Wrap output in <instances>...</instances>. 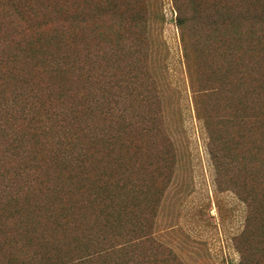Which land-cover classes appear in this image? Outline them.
Segmentation results:
<instances>
[{"label": "trees", "instance_id": "trees-1", "mask_svg": "<svg viewBox=\"0 0 264 264\" xmlns=\"http://www.w3.org/2000/svg\"><path fill=\"white\" fill-rule=\"evenodd\" d=\"M174 1L218 178L238 170L240 264H264V0ZM164 22L148 0H0V264H169L158 183L179 162L145 161Z\"/></svg>", "mask_w": 264, "mask_h": 264}, {"label": "rangeland", "instance_id": "rangeland-1", "mask_svg": "<svg viewBox=\"0 0 264 264\" xmlns=\"http://www.w3.org/2000/svg\"><path fill=\"white\" fill-rule=\"evenodd\" d=\"M148 1L153 6L157 4L165 19L159 38L160 43L166 45L167 60L165 55L164 61L159 57L156 69L162 67L170 84L167 87L165 81L161 90L158 105L161 134L152 136L147 143V171L156 163L158 173H162L163 165L159 162L167 149L174 153V162H179L171 182L162 178L158 183L164 193L158 216L159 239L172 248L171 252L161 250L160 258L168 260L169 264H240V251L244 252L246 247L237 238L244 230L247 209L231 183L232 180L235 185L238 183L235 177L238 170L227 172L220 168L225 177L218 178L208 132L198 114L200 105L193 89V74L190 75L186 67L175 1ZM200 70L202 74V68ZM211 103L217 107L224 105L221 97ZM207 104L205 109L209 112ZM171 138L174 145L170 148ZM255 143V153L262 156L260 138L257 137ZM240 155L242 153H238ZM243 244L250 246L248 240Z\"/></svg>", "mask_w": 264, "mask_h": 264}]
</instances>
